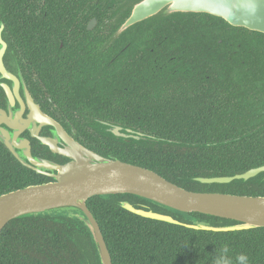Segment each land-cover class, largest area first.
<instances>
[{
  "label": "trees",
  "instance_id": "trees-1",
  "mask_svg": "<svg viewBox=\"0 0 264 264\" xmlns=\"http://www.w3.org/2000/svg\"><path fill=\"white\" fill-rule=\"evenodd\" d=\"M7 1L1 0L2 13ZM10 1L22 8L30 0ZM23 28L19 20L12 22L13 39L80 143L151 169L187 190L264 196V173L228 183L193 179L234 175L264 164V33L209 13L158 14L118 37L123 50L91 49L85 58L90 59L88 66L46 67L37 36ZM62 55L59 61L65 59ZM106 122L143 137L115 136ZM50 180L23 166L0 142V194ZM122 200L167 213L132 194L87 199L112 264H214L225 245L233 261L243 253L248 264H264V227L192 229L132 213L119 205ZM189 215L212 225L234 223L197 212ZM0 264L99 261L81 221L36 215L12 219L3 227Z\"/></svg>",
  "mask_w": 264,
  "mask_h": 264
},
{
  "label": "water",
  "instance_id": "water-1",
  "mask_svg": "<svg viewBox=\"0 0 264 264\" xmlns=\"http://www.w3.org/2000/svg\"><path fill=\"white\" fill-rule=\"evenodd\" d=\"M178 12L209 13L223 18L230 25L264 33V0H137L116 34L149 17ZM38 111L35 120L50 125L53 136H40L33 130L32 135L46 148L69 160L57 164L32 154L29 140L20 135L23 126L16 122V118L11 119L0 112V124H7L0 125V142L23 166L51 178L47 182L0 194V233L10 220L19 217L73 218L81 221L89 232L99 264H112L99 223L86 204L90 197L111 194H132L153 202L167 213L136 207L126 200L120 201L119 205L142 217L187 228L230 231L264 227L263 195L187 190L151 169L95 152L69 135L61 124ZM33 122L32 118L24 121L27 126ZM108 129L123 138L143 137L141 132L129 128L123 132L118 125H110ZM58 138L62 139L64 146L58 145ZM259 173H264V164L234 175L197 176L193 179L201 183H228L235 179L246 181ZM191 212L229 219L234 223L212 225L191 217Z\"/></svg>",
  "mask_w": 264,
  "mask_h": 264
},
{
  "label": "flooded vegetation",
  "instance_id": "flooded-vegetation-1",
  "mask_svg": "<svg viewBox=\"0 0 264 264\" xmlns=\"http://www.w3.org/2000/svg\"><path fill=\"white\" fill-rule=\"evenodd\" d=\"M135 1L30 0L21 8L12 7L8 0L4 12L0 10V112L11 119L16 118V122L23 126L20 135L29 140L32 154L57 164L69 160L46 148L32 135L33 130L40 136H53L50 125L35 120L38 110L61 124L74 139L76 132L72 123L63 117L65 112L53 99L27 55L14 41L12 22L19 20L23 29L29 27L37 36L39 57L46 67L88 66L90 59L85 58H89L91 49L103 52L113 47L116 50L125 48L123 39L118 38L124 31L121 34L116 32L129 16ZM15 9L17 13L20 11L21 17L15 15ZM60 52L65 57L63 61L58 60ZM49 56L55 57L56 62H51ZM31 118L34 122L27 126L24 121ZM0 125L7 126L4 122ZM58 140L59 146L65 145L62 139Z\"/></svg>",
  "mask_w": 264,
  "mask_h": 264
},
{
  "label": "clouds",
  "instance_id": "clouds-1",
  "mask_svg": "<svg viewBox=\"0 0 264 264\" xmlns=\"http://www.w3.org/2000/svg\"><path fill=\"white\" fill-rule=\"evenodd\" d=\"M214 264H248V257L241 253L233 261L230 255V249L225 245L215 257Z\"/></svg>",
  "mask_w": 264,
  "mask_h": 264
}]
</instances>
